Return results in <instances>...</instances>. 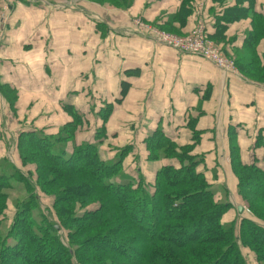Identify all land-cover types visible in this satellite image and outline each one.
Listing matches in <instances>:
<instances>
[{
    "label": "crops",
    "instance_id": "0c3cea01",
    "mask_svg": "<svg viewBox=\"0 0 264 264\" xmlns=\"http://www.w3.org/2000/svg\"><path fill=\"white\" fill-rule=\"evenodd\" d=\"M108 2L0 0V160L34 176L35 167L22 166L17 153L20 133L56 135L76 112L82 118L74 137L80 145L93 140L105 116L101 160L130 146L123 167L152 183L161 166L179 167L174 159L147 160L144 141L159 131L176 147L202 157L198 171L215 200L226 196L230 204L221 223L234 221L241 202L230 144L239 149L243 164L264 171V83L164 47L132 23L138 18L177 35L203 23L209 36L222 38L215 44L223 54L233 58L243 48L250 20L217 23L234 0L190 3L185 19L178 16L181 0H128L126 7ZM254 8L264 13V0H255ZM256 51L261 59L263 41Z\"/></svg>",
    "mask_w": 264,
    "mask_h": 264
},
{
    "label": "trees",
    "instance_id": "16d2710c",
    "mask_svg": "<svg viewBox=\"0 0 264 264\" xmlns=\"http://www.w3.org/2000/svg\"><path fill=\"white\" fill-rule=\"evenodd\" d=\"M181 1L178 16L185 19L192 0ZM234 2L217 23L226 26L248 18L251 30L236 58H228L243 77L264 83V55L260 59L256 51L264 42V13L255 10V0ZM108 4L126 7L129 2ZM207 38L216 44L222 40L216 33ZM71 114V123L56 135L19 134V159L22 166L35 167L34 176L28 172L24 177L8 159L0 160V225L10 180L23 183L26 194L13 202L11 224L6 235L0 234V264H247L241 249L250 252L256 264H264V171L254 163L243 164L232 141L236 196L247 215L222 224L230 204L226 196L225 201L215 200L198 171L201 156L176 147L159 131L150 133L144 141L147 160L174 159L179 167L161 166L149 183L140 171L123 167L130 146L116 149L109 161L100 159L105 116L93 140L77 145L74 137L82 118ZM3 167L13 173L7 176ZM42 198L51 200V211L41 208Z\"/></svg>",
    "mask_w": 264,
    "mask_h": 264
},
{
    "label": "built area",
    "instance_id": "2783aa9c",
    "mask_svg": "<svg viewBox=\"0 0 264 264\" xmlns=\"http://www.w3.org/2000/svg\"><path fill=\"white\" fill-rule=\"evenodd\" d=\"M133 26L135 31L151 35L158 44L164 47L181 54L201 57L224 72L237 73L233 61L223 54L219 45H216L207 38V32L203 23L196 25L191 32L184 36L156 30L140 19H135Z\"/></svg>",
    "mask_w": 264,
    "mask_h": 264
},
{
    "label": "rangeland",
    "instance_id": "374dc122",
    "mask_svg": "<svg viewBox=\"0 0 264 264\" xmlns=\"http://www.w3.org/2000/svg\"><path fill=\"white\" fill-rule=\"evenodd\" d=\"M100 1L101 2H104L105 0H100ZM199 1L200 0H192L191 1V4L192 5H194L195 3L197 4ZM132 26H133V23H132ZM133 29L135 30L134 26H133ZM171 34H173V33H171ZM175 35H177V34H175ZM235 58H236V53H235L234 57L231 58V59L234 60ZM234 66H235V64H234ZM249 80H250V78H249ZM251 81H254V80L251 79ZM8 168L3 167V171L4 172L6 171L7 176H10L13 173V169L9 168V170H8ZM14 170H15V168H14ZM19 173H21V175H23L24 177H27V172L26 171L19 170ZM9 183L11 185V188H10V190L8 192L9 201H8V204H7V209L5 211L4 219H3V221L1 222V225H0V232H1L0 234H3V235H6L7 229L9 228V226L11 224V221H12V218H13L14 213H15V209L13 207V202L16 201V200H19L20 198H23L24 193H25V186H24V184L21 183V182H19L17 180V178H14V179L10 180ZM31 184L34 185V182L32 180H31ZM217 192L219 194H221V196L223 195L222 190L220 188L217 189ZM42 202L43 203H41V208H47L48 211L49 210L51 211V208H50L51 205H52L51 202H49L48 199H46V198H42ZM48 211L45 212L46 215L48 213H50ZM243 214L247 215L245 213V211H243ZM243 214H241L240 216H242ZM240 216L238 215V217H236L235 220H237ZM241 250H242V255H243V257H244V259H245V261H246L247 264H256L255 263V259H254L253 255L250 252H248L247 250H244V249H241Z\"/></svg>",
    "mask_w": 264,
    "mask_h": 264
},
{
    "label": "water",
    "instance_id": "95a60500",
    "mask_svg": "<svg viewBox=\"0 0 264 264\" xmlns=\"http://www.w3.org/2000/svg\"><path fill=\"white\" fill-rule=\"evenodd\" d=\"M236 210H237V214L240 216L241 214H243V211H244V209L241 207V206H238L237 208H236Z\"/></svg>",
    "mask_w": 264,
    "mask_h": 264
}]
</instances>
